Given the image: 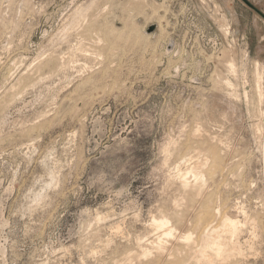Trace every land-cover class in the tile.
<instances>
[{
    "label": "rangeland",
    "instance_id": "obj_1",
    "mask_svg": "<svg viewBox=\"0 0 264 264\" xmlns=\"http://www.w3.org/2000/svg\"><path fill=\"white\" fill-rule=\"evenodd\" d=\"M223 215L264 264V0H0V264H193Z\"/></svg>",
    "mask_w": 264,
    "mask_h": 264
},
{
    "label": "bare ground",
    "instance_id": "obj_2",
    "mask_svg": "<svg viewBox=\"0 0 264 264\" xmlns=\"http://www.w3.org/2000/svg\"><path fill=\"white\" fill-rule=\"evenodd\" d=\"M80 13V12H79ZM87 14V13H86ZM84 15V14H83ZM76 16V15H75ZM79 16V15H78ZM82 19V18H81ZM85 19V18H84ZM76 20V19H75ZM76 23V22H75ZM98 53V52H97ZM231 61V60H230ZM64 63V62H63ZM229 66H231V69H234V65H233V62L231 61V63H230V65ZM230 68V67H229ZM234 72V71H233ZM261 78V77H260ZM219 79V78H218ZM223 82V81H222ZM229 82V81H228ZM259 83V82H258ZM218 84V83H217ZM229 84H230V82H229ZM231 85V84H230ZM257 87V86H256ZM262 93V92H261ZM259 98V97H258ZM3 119V118H2ZM208 138V137H207ZM206 138V139H207ZM213 138V137H212ZM209 139H210V137H209ZM205 141H207V140H205ZM210 141H211V139H210ZM214 141V140H213ZM216 142V141H215ZM209 145V144H208ZM193 147V146H192ZM196 147V146H195ZM196 148H198V146L196 147ZM212 148V147H211ZM210 148V149H211ZM200 149V148H199ZM195 150V149H194ZM197 151H198V149L196 150V154H197ZM202 151V150H201ZM209 151H211V150H209ZM215 151V150H214ZM218 151V150H217ZM199 152H200V150H199ZM198 152V153H199ZM205 153V152H204ZM214 153V152H213ZM218 153V152H217ZM200 154V153H199ZM219 154V153H218ZM217 154V155H218ZM201 155V154H200ZM199 155V156H200ZM205 155H201L198 159H196V161H194L193 160V162L190 160V163L188 164V167L185 169V171H183V170H181V169H179V172H178V169H177V172L178 173H176V174H179V176L177 177L179 180L178 181H180L179 183H181V185L183 186V188L185 189V190H193V191H195V193H196V196L198 197H200V191H201V189H202V186L204 185V181H205V179H204V175H203V169L204 168H207V165H208V158H205L204 157ZM211 156V155H210ZM187 159V158H186ZM210 159V158H209ZM213 159H214V156H213ZM185 160V159H184ZM187 161H189V160H186L185 162H187ZM216 161V160H215ZM216 164V163H215ZM178 168H180V167H178ZM215 169H216V167H215ZM214 169V170H215ZM210 172H211V170H209ZM213 171V170H212ZM211 175V174H210ZM206 197V196H205ZM194 199V198H193ZM199 199V198H198ZM197 201V198L196 199H194V200H192V202L194 203V201ZM205 202V201H204ZM207 202V201H206ZM204 204V203H203ZM210 205V204H209ZM208 205V206H209ZM176 206H178V205H176ZM203 206V205H202ZM206 206V205H205ZM173 208H174V206H173ZM177 208V207H176ZM205 208V207H204ZM210 208V207H209ZM208 208V209H209ZM184 210H186V209H184ZM218 210V209H217ZM202 211V210H201ZM171 212V211H170ZM185 212H187V211H185ZM184 212V213H185ZM179 213V212H178ZM182 213H183V211H182ZM201 213V212H200ZM244 213V212H243ZM181 214V213H180ZM210 215V214H209ZM164 216V215H163ZM170 216H171V214H170ZM225 215H223V217H224ZM183 217H185V216H183ZM187 218V217H186ZM218 218V217H217ZM160 219V218H159ZM157 220V219H153V227L158 231H160V230H162L163 231V234H164V236H166V237H171L172 239L174 238V236L176 237V234H177V232L178 231H176L174 228H172L171 226H170V221L166 218H164V219H162V220ZM184 219V218H183ZM183 219H181V220H183ZM222 219V218H221ZM198 220V219H197ZM188 221V220H187ZM239 220H237V219H232V218H230V216L228 217V216H226V217H224L223 218V220L221 221L222 222V224H221V227H220V229H214V228H211V227H209L207 230H208V233L206 234V232H207V230H206V232H205V236H203L204 237V239L202 240L203 241V243L202 242H199L200 243V247L198 248V250L196 251L197 253L195 254V256L194 257H192L191 256V258H193L192 259V261L194 262L193 264H234V262H235V257H233V256H235L234 255V251L237 249H234L233 250V252H231V254H230V252L228 253V251H227V246L225 247V245H224V243L225 242H222L221 241V235H220V233H225V234H229V235H234V234H237L239 231H238V229H239V222H238ZM179 222V221H178ZM183 222V221H182ZM194 222V221H193ZM213 224H215V223H213ZM220 224V223H219ZM194 225V224H193ZM190 226V225H189ZM196 226V225H195ZM198 226V225H197ZM201 226V225H200ZM210 226V225H209ZM186 227H187V225H186ZM191 227V226H190ZM194 227V226H193ZM187 228H189V227H187ZM195 228V227H194ZM205 228V227H204ZM198 229V228H197ZM151 230V229H150ZM184 231V230H183ZM238 231V232H237ZM182 232V231H181ZM184 232H186V231H184ZM189 232V231H188ZM210 232V233H209ZM237 232V233H236ZM193 233V232H192ZM200 233H202V232H200ZM220 235V236H219ZM228 235V239H229V236ZM159 236V235H158ZM191 235V233H185L184 235H180L178 238L180 239V240H182L183 241V243H185L184 241H189L188 242V245H189V243L190 242H192L191 241V239H192V237L194 236H192ZM227 236V235H226ZM232 236L230 237V239L232 238ZM202 237V238H203ZM236 237V236H235ZM164 238V237H163ZM199 238H200V235H199ZM226 238V237H225ZM177 239V238H176ZM227 239V240H228ZM229 239V240H230ZM237 239V238H236ZM158 240V239H157ZM161 240H162V238H161ZM227 240H225V241H227ZM228 240V241H229ZM156 241V240H155ZM182 241L180 242V243H182ZM231 241V240H230ZM232 241H233V238H232ZM160 243L156 246V247H154V249H156L157 251H163V250H167V243H164V242H162V241H159ZM166 242V241H165ZM197 242V241H196ZM234 242V241H233ZM239 241H237V243H238ZM155 243V242H154ZM169 243V242H168ZM176 243V242H175ZM182 243V244H183ZM231 243V242H230ZM236 243V244H237ZM240 243V242H239ZM182 244H179V245H181V248L183 247V245ZM235 244V245H236ZM151 245V244H150ZM155 245H156V243H155ZM171 245V244H170ZM169 245V246H170ZM198 245V244H197ZM227 245V244H226ZM229 245V244H228ZM233 245V244H232ZM146 246V245H145ZM154 246V245H153ZM186 246V245H185ZM141 248H142V246H140ZM187 247V246H186ZM185 247V248H186ZM170 248H172V246L170 247ZM175 248V247H174ZM174 248H173V250H174ZM192 248V247H191ZM231 248H233V246L231 247ZM240 248V247H239ZM187 249H190V247L189 248H187ZM173 250H172V252H173ZM176 250H177V252L176 251H174V252H176L177 254H178V247L176 246ZM193 250V249H192ZM150 251H154L153 249L152 250H149L148 248H142V250H141V254L143 255V256H145V260H147L146 259V257H147V255L148 254H150ZM194 251V250H193ZM238 251V250H237ZM237 251H235V252H237ZM135 252V251H134ZM165 252H167V251H165ZM164 251H163V253H165ZM241 251H239V253H240ZM179 253H181V252H179ZM233 253V254H232ZM151 254H152V252H151ZM150 254V255H151ZM160 254H161V252H160ZM166 254V253H165ZM165 254H164V256H165ZM171 254V253H170ZM138 255V254H137ZM141 255V257H143ZM157 255H158V253H157ZM156 255V256H157ZM172 255H174V254H172ZM170 256V257H173V256ZM188 255H190V252L188 253ZM239 255V254H238ZM149 256V255H148ZM161 256H163V255H161ZM177 256V255H176ZM188 257H190V256H188ZM188 257H187V259H188ZM140 258V257H139ZM148 258H150V256L148 257ZM175 258V257H174ZM173 258V259H174ZM237 258V257H236ZM238 258H240L239 256H238ZM143 259V258H142ZM178 259V258H177ZM181 259V258H180ZM175 260H176V258H175ZM183 260V259H182ZM191 260V259H190ZM190 260H189V262L188 263H190ZM159 261H160V258H159ZM161 262V261H160ZM168 262H169V258H168ZM174 261L172 260V263H173ZM169 263H171V262H169ZM175 263H177V262H175ZM178 263H181V260H180V262H178ZM166 264V263H165ZM168 264V263H167ZM185 264V263H184ZM187 264V263H186ZM236 264V263H235Z\"/></svg>",
    "mask_w": 264,
    "mask_h": 264
}]
</instances>
